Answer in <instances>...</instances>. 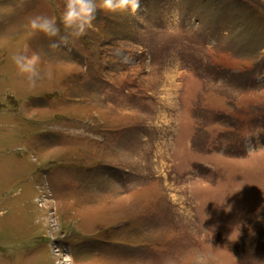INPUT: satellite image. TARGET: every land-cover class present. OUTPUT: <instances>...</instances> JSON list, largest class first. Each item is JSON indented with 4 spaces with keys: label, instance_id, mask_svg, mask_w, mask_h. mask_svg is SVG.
Here are the masks:
<instances>
[{
    "label": "rangeland",
    "instance_id": "obj_1",
    "mask_svg": "<svg viewBox=\"0 0 264 264\" xmlns=\"http://www.w3.org/2000/svg\"><path fill=\"white\" fill-rule=\"evenodd\" d=\"M64 4L0 0V264H264V0Z\"/></svg>",
    "mask_w": 264,
    "mask_h": 264
},
{
    "label": "clouds",
    "instance_id": "obj_2",
    "mask_svg": "<svg viewBox=\"0 0 264 264\" xmlns=\"http://www.w3.org/2000/svg\"><path fill=\"white\" fill-rule=\"evenodd\" d=\"M99 7L108 13L135 12L139 7V0H99ZM97 11V0H65L58 17L34 16L29 19L27 26L33 32L48 38L49 49L55 50L62 46L67 47L71 38L85 35L86 30L92 26ZM61 26L64 29L63 33ZM11 59L18 71L25 75L29 85L34 86L41 77L39 53L29 54L25 46L22 51L13 52Z\"/></svg>",
    "mask_w": 264,
    "mask_h": 264
}]
</instances>
